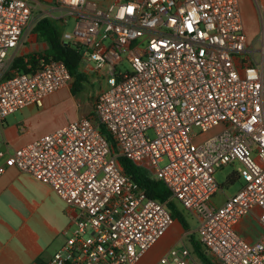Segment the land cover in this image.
I'll return each mask as SVG.
<instances>
[{"label":"built area","instance_id":"built-area-1","mask_svg":"<svg viewBox=\"0 0 264 264\" xmlns=\"http://www.w3.org/2000/svg\"><path fill=\"white\" fill-rule=\"evenodd\" d=\"M256 2L258 49L240 0H53L46 17L74 23L62 41L107 87L92 116L14 147L6 118L43 107L74 78L55 60L13 68L9 53L40 20L39 3L0 0V177L15 167L68 207L70 236L45 264H139L174 224L167 202L148 198L121 157L165 184L218 264H264V0ZM236 164L242 188L218 206L215 175ZM249 216L263 228L255 241L239 230ZM154 264L200 263L182 245Z\"/></svg>","mask_w":264,"mask_h":264},{"label":"crops","instance_id":"crops-1","mask_svg":"<svg viewBox=\"0 0 264 264\" xmlns=\"http://www.w3.org/2000/svg\"><path fill=\"white\" fill-rule=\"evenodd\" d=\"M256 1L262 0H240V4L243 10L246 6V12L248 7H252L250 10L258 18L257 7H254ZM28 39H31L30 34L16 50V57L34 53L35 45H27ZM43 44L46 50L47 44ZM76 96L71 88L59 90L46 98L43 107H28L30 114L17 124L9 126L5 120L2 130L5 139L14 147H20L71 121L90 116H81L76 111ZM68 227L67 204L49 185L15 167L5 170L0 177V264H45L65 244ZM173 230L179 232V237L171 238L166 251L176 247L187 235L181 224L174 221L158 243L170 238ZM239 230L251 241L257 240L263 232V228L250 216L241 222ZM254 232L258 236L253 237Z\"/></svg>","mask_w":264,"mask_h":264},{"label":"trees","instance_id":"trees-1","mask_svg":"<svg viewBox=\"0 0 264 264\" xmlns=\"http://www.w3.org/2000/svg\"><path fill=\"white\" fill-rule=\"evenodd\" d=\"M33 33L38 36L39 40L47 44V49L41 53L27 54L16 57L13 62V68L20 72H33L41 65V62L61 61L64 62L74 78L71 88L72 93H80L87 79L83 73L84 60L82 50L72 44L65 43L61 39V32L58 29V22L50 17L40 19L33 29ZM93 115V113H92ZM102 133L106 136L113 149L115 141L105 128ZM119 163L125 174L136 182L140 190L150 199L161 203L167 202V208L173 219L178 221L185 231H189L191 226L187 220L185 208L176 200L171 199V193L165 184L155 179L150 173L133 164L131 161L121 157ZM239 179L237 173H233L229 178L230 183ZM191 252L200 264H218L209 250L202 244L196 233L189 235Z\"/></svg>","mask_w":264,"mask_h":264},{"label":"rangeland","instance_id":"rangeland-1","mask_svg":"<svg viewBox=\"0 0 264 264\" xmlns=\"http://www.w3.org/2000/svg\"><path fill=\"white\" fill-rule=\"evenodd\" d=\"M35 1L37 3H39L37 5V8L39 10H37L35 12L36 18L42 19V18L46 17L47 16L46 6L52 4L53 0H35ZM254 7H256V5ZM41 8H42V10H41ZM250 9L253 10L252 7ZM250 9L248 7V11H247L248 13L246 12V6L244 7V10L242 9L243 14H244V22H245L247 35L249 37L250 42L255 41L254 47H255V49H258V47L261 45V43L258 42V39H256V38L260 32V25L258 22V18L255 17V13L253 11H251ZM73 26H74L73 22H71L68 27H66L65 25H62L61 23H58V29L61 33L65 30L72 31ZM30 36H31V39L30 40L28 39L26 41L27 45H31V44L35 45L33 48L34 53L43 52L44 47H45L43 43H45V42L37 39L36 36L34 35L33 31L31 32ZM15 52H16V50H12V51H10L9 54L14 55ZM17 57H19V56H17ZM125 66L127 69L131 70L129 63H126ZM86 79H87V81L84 84L82 91L80 93H78L76 96V102L77 103L75 102V105H76L75 108H77V106H78L76 111L81 116L90 115V114L92 116V113L94 112V103L96 101V98H97L98 94L103 89H105L107 87V83L105 80H103L99 77H96L95 74L86 75ZM29 114H30L29 110L27 108H25L22 111H19L15 114L8 116L6 118L7 124L9 126L17 124V122L24 120ZM237 166H238V164L227 165V166H224L222 169L217 171L215 177H216L218 184L222 188V190H220L218 192V194L216 195V197L214 199V203L216 205H218V206L221 205L224 202L226 196H233L242 188V185H243L242 180L238 179L234 183L229 182V178L232 176V174L236 173V167ZM185 214L187 216V220L191 226V229L189 231L184 230L187 233V235H185L183 237V241L181 243H179L176 247H181L182 245H186L191 250L192 247H191L190 242H189V235L191 233H196L197 224H196L195 220L189 215V213L185 212ZM196 235L198 236L197 233H196ZM252 235H253V237H255V236H258V233L254 232ZM69 236H70V233L68 235H66V238ZM177 237H179V232L176 230H173V232L170 235V238L162 240L158 244H155V246H153L143 256L142 264H152L157 258L159 259L161 257V255L164 253V251L167 250L166 248L170 244L171 238H172V240H174Z\"/></svg>","mask_w":264,"mask_h":264}]
</instances>
